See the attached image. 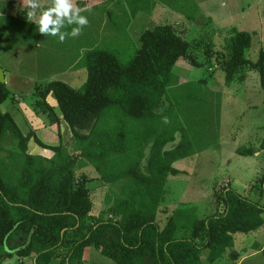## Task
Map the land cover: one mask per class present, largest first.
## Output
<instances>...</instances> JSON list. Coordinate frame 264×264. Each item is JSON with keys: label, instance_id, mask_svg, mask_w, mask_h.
<instances>
[{"label": "trees", "instance_id": "1", "mask_svg": "<svg viewBox=\"0 0 264 264\" xmlns=\"http://www.w3.org/2000/svg\"><path fill=\"white\" fill-rule=\"evenodd\" d=\"M127 4L131 15L151 8L150 0H127ZM0 17L5 20L1 26H10L15 38L27 40L40 34L27 15L4 13ZM139 41L127 63L89 41L81 46L84 55L76 64L87 70L82 87L50 80L35 91L36 111L46 114L50 123L62 119L68 124L80 145L77 154H69L61 145L49 146L54 151L50 158L31 153V138L39 146L48 145L33 131L24 134L10 112L0 108V141L10 135L18 148L10 151L8 161L0 157V264L13 256L14 264H50L60 247H67L64 264H81L88 246L117 264H204L202 249H207L210 263L227 252L236 260L234 234L264 223L263 203L224 184L214 191L207 216H198L193 206L178 205L162 225L157 221L166 180L181 171L173 163L209 143L193 141L183 125H154L155 111L172 82L173 65L180 59L199 65L190 42L169 23L145 29ZM250 45L251 34L245 30L234 28L224 38L225 54L218 61L226 85L244 82L247 71L254 69L264 89V48L251 60L246 56ZM49 94L59 114L47 102ZM10 95L6 83L0 82V106ZM103 118L105 125H100ZM176 131L178 142L166 149L175 141ZM260 148L264 149V133ZM235 152L253 155L255 149L240 146ZM79 155L83 160L77 162ZM86 164L110 185L101 210L93 207L87 185L90 178L74 174L75 168Z\"/></svg>", "mask_w": 264, "mask_h": 264}, {"label": "rangeland", "instance_id": "2", "mask_svg": "<svg viewBox=\"0 0 264 264\" xmlns=\"http://www.w3.org/2000/svg\"><path fill=\"white\" fill-rule=\"evenodd\" d=\"M80 1L85 5H80ZM169 1H172V5L168 4V0H150L149 11L139 9L135 15H131L127 0H73L89 23L81 35L66 38L63 43L58 42L57 37L37 33L27 40L21 36L15 38L10 26H1L5 20L0 17V66L11 92L0 108L13 115L23 133L27 130L24 122L27 119L35 135L48 145L40 146L44 152L40 155L48 158L54 154L49 146L61 145L69 154H77L80 145L64 120L59 124H50L47 115L38 114L36 109L32 114L36 117L25 114L23 105H35V91L37 88L42 90L50 80H62L76 89L82 87L87 79V70L76 66L84 55L85 49H81V46L85 47L89 41L94 42L95 46L109 50L119 61L127 63L140 46V34L161 23L172 24L190 42L191 54L199 65L183 59L173 65L170 72L172 82L155 111L157 118L154 125L157 128L183 125L193 141L197 139L198 143L206 142L209 146L173 163L181 171L169 175L166 180L164 200L159 206L157 219L161 225L168 213L178 205L193 206L198 216H207L212 209L213 193L223 184L252 201L264 204V192L261 193L264 181H260L264 175V149L260 148L264 133V89L260 87L259 75L254 69L247 71L244 82L234 81L226 85L224 71L218 61L225 54L224 38L234 28L251 34V45L246 56L251 60L256 59L260 48H264V0ZM143 4H146L145 1ZM178 5H182L184 10L174 7ZM86 8L91 12L85 11ZM182 12L190 14L192 19H187ZM4 13L0 10V15ZM47 100L56 104L52 94L48 95ZM23 115L26 119L22 118ZM164 117H168L170 123H163ZM100 125H105V121ZM179 138L180 133L176 131L175 141L168 143L166 149L174 146ZM33 142L31 138L28 146L35 151L37 147ZM240 146H251L255 153L237 154L235 149ZM10 151H18V148L15 139L6 135L0 141V157L8 161ZM82 160L79 155L77 162ZM74 174L76 178L82 174L90 178L87 185L93 207L101 210L104 207V194L109 191L110 185L99 177L90 164L75 168ZM256 230L234 234L236 260L229 257L227 252L210 263L206 259L207 249H202V262L264 264V224ZM66 251L67 247L56 250L53 259L56 264H64L62 258ZM86 251L92 252L86 255L87 258L85 256L87 263L83 264H117L93 246H88ZM7 262L14 264L16 257Z\"/></svg>", "mask_w": 264, "mask_h": 264}, {"label": "clouds", "instance_id": "3", "mask_svg": "<svg viewBox=\"0 0 264 264\" xmlns=\"http://www.w3.org/2000/svg\"><path fill=\"white\" fill-rule=\"evenodd\" d=\"M30 9L28 16L36 17V10L41 7L39 0H27ZM91 12V9H85ZM89 21L87 16L74 5L73 0H51V6L44 9L35 19L38 32L43 36L57 37L58 42H65L66 38H76L82 34ZM70 28V31L65 29ZM163 123L168 124V117L163 118Z\"/></svg>", "mask_w": 264, "mask_h": 264}, {"label": "crops", "instance_id": "4", "mask_svg": "<svg viewBox=\"0 0 264 264\" xmlns=\"http://www.w3.org/2000/svg\"><path fill=\"white\" fill-rule=\"evenodd\" d=\"M39 3L41 4V7L39 8V9H37L36 10V17H33V18H30L29 16H28V12L30 11V9H29V7H28V5H27V0H0V7H2L3 9H5V11H6V13L8 14V15H10V14H14V15H16V14H19V15H27L28 16V19L30 20V21H33V22H35V19L39 16V14L43 11V9H46L47 7H49V6H51V0H39ZM85 5V2H83V1H80V5ZM81 7V6H80ZM17 12V13H16ZM16 13V14H15ZM81 49H84V48H81ZM33 98H34V95H33ZM47 98H48V96L46 97V100H47ZM47 102L49 103V105H52L53 107H54V111H55V113H57V114H59L58 113V110H57V108H56V106L55 105H53V104H51L50 102H49V100H47ZM20 103V102H19ZM22 103V102H21ZM27 104H24L23 106L25 107V114H30L31 116H33L32 114L33 113H35L34 112V110L36 109L35 108V106H33L32 104H30V106L29 107H27L26 106ZM11 114V113H10ZM12 115V114H11ZM37 116V115H36ZM36 116H33V117H36ZM12 117H13V115H12ZM20 117V116H19ZM24 117V115L22 116V118ZM14 118V117H13ZM25 118V117H24ZM15 119V118H14ZM26 119V118H25ZM62 119H59V121L58 122H56L57 124H59V123H61L62 121H61ZM25 122V125L27 126V130H26V132L24 133V134H26L28 131H33V128L31 127V125H29L28 124V121H27V119H26V121H24ZM17 123V122H16ZM50 124H54V123H50ZM37 133V132H36ZM32 141V140H31ZM178 142V141H177ZM176 142V143H177ZM34 143V142H33ZM176 143H174V144H176ZM35 144V143H34ZM36 145V147H37V149H35V151H33V149H31V146L29 145L28 146V148L30 149V152L31 153H35V154H43L44 152H43V150L42 149H40V146L38 145V144H35ZM166 147V146H165ZM173 147V146H172ZM46 154V153H45ZM264 224V223H263ZM262 224V225H263ZM259 228V227H258ZM257 228V229H258ZM255 231L257 232L258 230H256L255 229ZM88 249V247H86L85 249H84V251H83V256H82V260H84V261H82V263L81 264H83V263H87V254L90 252H92V251H89V252H87L86 250ZM87 252V253H86ZM253 253V252H252ZM85 256H86V258H85ZM53 259H55V258H53ZM52 259V261H51V263L50 264H56V262H54L55 260H53ZM240 259V258H239ZM7 260H9V259H7ZM7 260H3V264H7L8 262H7ZM58 261V260H57ZM238 263V262H237Z\"/></svg>", "mask_w": 264, "mask_h": 264}, {"label": "water", "instance_id": "5", "mask_svg": "<svg viewBox=\"0 0 264 264\" xmlns=\"http://www.w3.org/2000/svg\"><path fill=\"white\" fill-rule=\"evenodd\" d=\"M5 76L3 72V68L0 66V82H4Z\"/></svg>", "mask_w": 264, "mask_h": 264}, {"label": "bare ground", "instance_id": "6", "mask_svg": "<svg viewBox=\"0 0 264 264\" xmlns=\"http://www.w3.org/2000/svg\"><path fill=\"white\" fill-rule=\"evenodd\" d=\"M4 82H5V80H4Z\"/></svg>", "mask_w": 264, "mask_h": 264}]
</instances>
